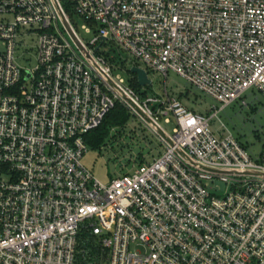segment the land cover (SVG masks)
I'll use <instances>...</instances> for the list:
<instances>
[{"label":"built area","instance_id":"obj_1","mask_svg":"<svg viewBox=\"0 0 264 264\" xmlns=\"http://www.w3.org/2000/svg\"><path fill=\"white\" fill-rule=\"evenodd\" d=\"M105 44L221 108L142 94ZM250 88L264 97V0H0V264H264V144L209 129ZM116 104L163 152L103 185L80 161Z\"/></svg>","mask_w":264,"mask_h":264},{"label":"rangeland","instance_id":"obj_2","mask_svg":"<svg viewBox=\"0 0 264 264\" xmlns=\"http://www.w3.org/2000/svg\"><path fill=\"white\" fill-rule=\"evenodd\" d=\"M75 30L85 42L90 41L93 34L85 32L81 28L80 18L75 19ZM33 34L24 38L25 44L31 43ZM102 51L113 55L115 59V74L120 75L125 82L130 81L134 75L131 74L130 64L127 54L110 48L109 44L102 47ZM26 57H28L26 55ZM22 66L34 65V61L21 62ZM145 66L136 61V66ZM150 84L142 86L146 95L166 96L177 98L188 109L201 113L204 116H211L214 109L221 108V103L212 100L199 90L190 87L184 79L177 73L168 71L167 76H163L154 71L146 70ZM170 119L167 122V119ZM162 118L159 122L162 128L169 134L173 133L176 122L172 114ZM209 129L217 137H227L232 134L244 147L252 153L258 154L264 144V97L255 88H250L244 92L240 99L232 101L228 106L222 108L215 117H210ZM127 123L123 128H115L110 131V136L105 140V144L96 147H88L86 153L81 158L83 167L91 173L93 178L103 185L109 184L110 179L124 174L141 160L148 162L163 152L162 144L158 137L148 130L143 120L129 114ZM216 192L222 194L225 186L218 181L208 183Z\"/></svg>","mask_w":264,"mask_h":264},{"label":"trees","instance_id":"obj_3","mask_svg":"<svg viewBox=\"0 0 264 264\" xmlns=\"http://www.w3.org/2000/svg\"><path fill=\"white\" fill-rule=\"evenodd\" d=\"M130 84L134 89L146 94L145 89H142V86L138 84L135 74L131 77ZM129 114L130 112L125 105L116 104L104 118L103 123L86 134L88 146L96 147L105 144V140L110 136L112 129L123 128L126 125Z\"/></svg>","mask_w":264,"mask_h":264},{"label":"water","instance_id":"obj_4","mask_svg":"<svg viewBox=\"0 0 264 264\" xmlns=\"http://www.w3.org/2000/svg\"><path fill=\"white\" fill-rule=\"evenodd\" d=\"M131 74L136 75V80L139 85L146 86L150 84V80L148 78V74H146L145 70L139 66H131L129 69Z\"/></svg>","mask_w":264,"mask_h":264}]
</instances>
